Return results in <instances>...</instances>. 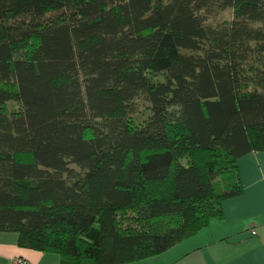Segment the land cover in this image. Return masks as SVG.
Masks as SVG:
<instances>
[{
    "label": "trees",
    "instance_id": "1",
    "mask_svg": "<svg viewBox=\"0 0 264 264\" xmlns=\"http://www.w3.org/2000/svg\"><path fill=\"white\" fill-rule=\"evenodd\" d=\"M252 152L264 0H0V232L21 248L62 264L159 256L223 219Z\"/></svg>",
    "mask_w": 264,
    "mask_h": 264
},
{
    "label": "crops",
    "instance_id": "2",
    "mask_svg": "<svg viewBox=\"0 0 264 264\" xmlns=\"http://www.w3.org/2000/svg\"><path fill=\"white\" fill-rule=\"evenodd\" d=\"M244 194L223 202V219L167 252L130 264H264V152L239 159ZM253 231L256 234H253ZM16 233L0 232V264H62L58 254L21 248Z\"/></svg>",
    "mask_w": 264,
    "mask_h": 264
},
{
    "label": "rangeland",
    "instance_id": "3",
    "mask_svg": "<svg viewBox=\"0 0 264 264\" xmlns=\"http://www.w3.org/2000/svg\"><path fill=\"white\" fill-rule=\"evenodd\" d=\"M207 24L216 26L220 23L226 22V21H232L234 19V10L233 9H227L220 12H215L213 14L208 15L206 17ZM137 113H135V117L138 121L144 120L149 115V103L145 101L144 98H138L137 99ZM15 105L16 107H19L17 103L12 102L11 105ZM122 225L124 227H136V222L134 221V214L128 213L126 215H122L119 217Z\"/></svg>",
    "mask_w": 264,
    "mask_h": 264
},
{
    "label": "built area",
    "instance_id": "4",
    "mask_svg": "<svg viewBox=\"0 0 264 264\" xmlns=\"http://www.w3.org/2000/svg\"><path fill=\"white\" fill-rule=\"evenodd\" d=\"M253 234L255 235L256 232L253 231ZM10 264H31V263H29V261H27V259H24V258L20 257V258L12 259Z\"/></svg>",
    "mask_w": 264,
    "mask_h": 264
}]
</instances>
